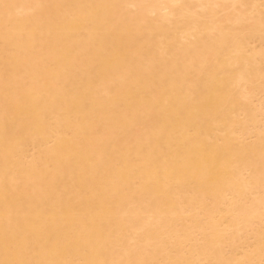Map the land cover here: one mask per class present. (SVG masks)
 I'll return each instance as SVG.
<instances>
[{
  "label": "bare ground",
  "instance_id": "1",
  "mask_svg": "<svg viewBox=\"0 0 264 264\" xmlns=\"http://www.w3.org/2000/svg\"><path fill=\"white\" fill-rule=\"evenodd\" d=\"M0 264H264V0H0Z\"/></svg>",
  "mask_w": 264,
  "mask_h": 264
}]
</instances>
